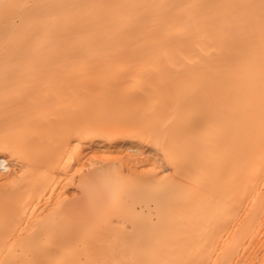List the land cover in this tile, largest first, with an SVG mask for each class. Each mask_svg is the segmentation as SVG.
<instances>
[{
  "label": "bare ground",
  "instance_id": "bare-ground-1",
  "mask_svg": "<svg viewBox=\"0 0 264 264\" xmlns=\"http://www.w3.org/2000/svg\"><path fill=\"white\" fill-rule=\"evenodd\" d=\"M0 264H264V0H0Z\"/></svg>",
  "mask_w": 264,
  "mask_h": 264
},
{
  "label": "rangeland",
  "instance_id": "rangeland-1",
  "mask_svg": "<svg viewBox=\"0 0 264 264\" xmlns=\"http://www.w3.org/2000/svg\"><path fill=\"white\" fill-rule=\"evenodd\" d=\"M40 148H41V147H40ZM47 149H49V150L51 151V150H52V146H51V147H50V145L47 146ZM41 150H43V146H42ZM34 153H36V152H34ZM103 157H104V159H105V158L107 157L106 154H102V153H100V154L94 155V156L91 158V160H89L88 162H90V163H95V162L100 161ZM88 162H86V163H88ZM86 163H85V162H78V163H76V166H75L74 169H75V170H79V171H83V170H85L86 167H87ZM77 178H78V174H76V175L73 177V179H75V180H76ZM70 179H72V178H70ZM69 189H70V191L73 190L72 187H69Z\"/></svg>",
  "mask_w": 264,
  "mask_h": 264
}]
</instances>
